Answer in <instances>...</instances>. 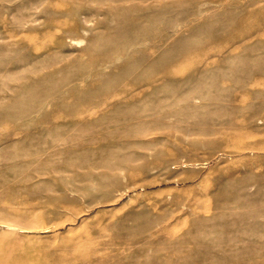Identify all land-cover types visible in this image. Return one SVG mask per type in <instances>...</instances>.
I'll use <instances>...</instances> for the list:
<instances>
[{
    "label": "rangeland",
    "instance_id": "obj_1",
    "mask_svg": "<svg viewBox=\"0 0 264 264\" xmlns=\"http://www.w3.org/2000/svg\"><path fill=\"white\" fill-rule=\"evenodd\" d=\"M0 264H264V0H0Z\"/></svg>",
    "mask_w": 264,
    "mask_h": 264
},
{
    "label": "bare ground",
    "instance_id": "obj_2",
    "mask_svg": "<svg viewBox=\"0 0 264 264\" xmlns=\"http://www.w3.org/2000/svg\"><path fill=\"white\" fill-rule=\"evenodd\" d=\"M257 83V82H256ZM247 96V95H246ZM249 96V95H248ZM184 111H186V110H174V111H172L171 112V114H169L170 116L172 115V116H175V117H179L180 115H183L185 112ZM258 112H259V110H258ZM257 115V114H256ZM172 118V117H171ZM250 121V120H249ZM251 145V144H250ZM232 146H233V154H235V155H241V153H242V151L246 148L245 146H244V144H242V143H235L234 144V142L232 143ZM259 146V145H258ZM229 155V154H228ZM230 157V156H229Z\"/></svg>",
    "mask_w": 264,
    "mask_h": 264
}]
</instances>
